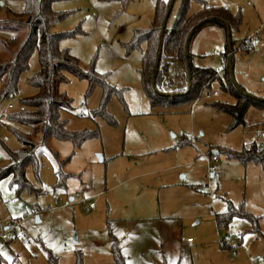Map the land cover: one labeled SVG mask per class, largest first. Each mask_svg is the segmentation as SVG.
Instances as JSON below:
<instances>
[{
  "label": "rangeland",
  "instance_id": "obj_1",
  "mask_svg": "<svg viewBox=\"0 0 264 264\" xmlns=\"http://www.w3.org/2000/svg\"><path fill=\"white\" fill-rule=\"evenodd\" d=\"M156 3L53 4L66 17L53 21L52 31L70 34L60 47L78 59L81 71L94 72L111 89L110 99L103 104L105 86L90 87L84 77L69 75L58 86L71 100V111L62 115L66 127L71 133L97 135L80 147L63 140L42 146L39 132L8 119L22 109L23 100L40 93L29 84L40 71L34 52L18 92L0 101V169L10 164L6 148H21L13 129L32 133L41 164L38 176L32 166L26 170L29 189L14 186L13 174L0 177V223H19L25 236L0 248V258L9 264L15 259L20 264H50L51 256L58 264H116L112 235L125 264H264V162L244 164L226 154L252 145L264 149V109L249 105L243 122L235 126L232 117L217 108L236 103L226 80L228 51L231 87L243 88L264 103V0L191 2L189 15L223 8L237 22L230 27L228 44L226 30L217 24L202 27L190 44L195 67L221 70V80L207 92L212 99H204L205 91L193 103L164 109H152L144 94L140 70L146 43L128 47L137 29L152 26ZM181 3L175 1L170 25ZM24 9L23 0H0V56L1 43L15 35L6 19ZM169 77L173 86L181 80L178 72ZM2 87L0 83V92ZM214 156L218 163H211ZM60 169L74 175L64 187L58 185ZM83 202L95 208L86 210ZM229 209L234 215L219 228L216 216Z\"/></svg>",
  "mask_w": 264,
  "mask_h": 264
},
{
  "label": "trees",
  "instance_id": "obj_2",
  "mask_svg": "<svg viewBox=\"0 0 264 264\" xmlns=\"http://www.w3.org/2000/svg\"><path fill=\"white\" fill-rule=\"evenodd\" d=\"M25 9L20 14H11L6 19L9 29L15 32L14 37L2 42L3 56H0V83H3L0 92V101L9 98L18 92V84L24 73L29 70L31 56L34 52L39 55L40 71L29 81V84L40 90L39 95L22 101V109L17 113L9 114L8 119L15 124L30 128L32 133L39 132L42 140L41 145L49 148L52 140L75 141L77 146L94 137L93 134H77L68 131L66 121L62 118L64 112H70L71 100L59 91V84L67 81L69 75L78 74L90 83V87L96 84L105 86L100 78L94 73H84L80 70L79 61L67 49L60 47V42L70 34L54 33L52 22L65 19L66 14L56 12L53 4L62 0H23ZM192 1L182 0L181 6L176 14L174 22L170 25L169 14L168 24L165 33L162 35L164 21L168 17L172 0L164 2L157 0L154 8V21L148 29H137L129 48L137 49L142 43H146L147 50L142 58L140 77L151 108L179 107L193 103L201 98L203 92L208 89L217 79L221 80L217 70L209 68H197L192 62L190 44L199 30L208 25H219L226 30V42L228 44V33L230 27L237 20L223 8L205 9L197 15H189V8ZM188 49V51H187ZM226 80L228 91L236 98L232 105L218 104L217 108L228 113L235 126L243 122L248 107L255 104L264 109V103L254 101L243 88L231 87L232 77V55L230 51L225 54ZM180 73V82L173 86V80L169 77L171 73ZM183 81L184 86H181ZM103 104L110 99L111 89L105 86ZM13 134L21 145L16 151L6 148L10 164L5 169H0V177L13 174V185L20 191L29 189L26 179V170L32 166L36 176L39 175L41 164L37 155L38 145L32 140V133H22L13 129ZM230 158H237L241 162H264V149L255 145L238 153H226ZM57 161L59 155L54 153ZM63 164L61 161L59 165ZM58 185L66 186L67 180L74 175L59 170ZM234 215L229 209L228 212L217 215L218 226L228 224L231 216ZM112 253L116 264H125L117 238L113 235ZM50 264H58L53 256L50 257ZM1 264H9L0 258ZM12 264H18L16 259ZM77 264H81L80 261Z\"/></svg>",
  "mask_w": 264,
  "mask_h": 264
},
{
  "label": "built area",
  "instance_id": "obj_3",
  "mask_svg": "<svg viewBox=\"0 0 264 264\" xmlns=\"http://www.w3.org/2000/svg\"><path fill=\"white\" fill-rule=\"evenodd\" d=\"M254 46H256L258 44V41L255 40L252 43ZM217 73L221 74V70L217 69ZM218 93L217 92H213V96H217ZM204 99L205 100H211L212 99V94L211 93H207L205 92L204 94ZM219 161V157L214 156L211 159V163H218ZM211 171H215V167L212 166L210 168ZM44 195H48V193L45 191ZM75 198H81V196H76ZM57 203V201H56ZM84 207L86 208V210H92L95 205L94 204H87L85 202H83ZM25 240V236L23 235L21 229H20V225L19 223L16 222H10L7 224V226H4L3 224L0 223V248L6 249L8 248V244L11 241H24ZM20 264V263H18Z\"/></svg>",
  "mask_w": 264,
  "mask_h": 264
},
{
  "label": "water",
  "instance_id": "obj_4",
  "mask_svg": "<svg viewBox=\"0 0 264 264\" xmlns=\"http://www.w3.org/2000/svg\"><path fill=\"white\" fill-rule=\"evenodd\" d=\"M175 1H176V0H173V1H172V3H171V7H170L169 12H168V17H167L166 20L164 21L163 29H162V31H161V32H162V35H164V33H165L164 31H165V28H166V26H167V24H168V20H169V17H170L169 14L172 12V9H173V6H174ZM229 37H230V35L228 34V41H229ZM187 51H188V49H187ZM99 159H100L101 162L103 161V157H102V156H99ZM72 201H74L73 198L70 199V202H72ZM36 219H37V221H38V217H36ZM74 241L77 242L76 237H75Z\"/></svg>",
  "mask_w": 264,
  "mask_h": 264
},
{
  "label": "crops",
  "instance_id": "obj_5",
  "mask_svg": "<svg viewBox=\"0 0 264 264\" xmlns=\"http://www.w3.org/2000/svg\"><path fill=\"white\" fill-rule=\"evenodd\" d=\"M214 176V175H213ZM95 208V207H94ZM187 241H190V238L187 240Z\"/></svg>",
  "mask_w": 264,
  "mask_h": 264
}]
</instances>
